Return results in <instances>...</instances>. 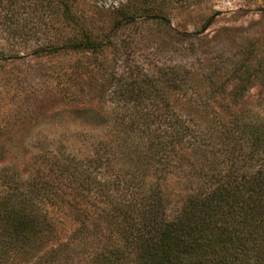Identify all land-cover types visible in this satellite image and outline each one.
I'll use <instances>...</instances> for the list:
<instances>
[{
  "label": "trees",
  "instance_id": "obj_1",
  "mask_svg": "<svg viewBox=\"0 0 264 264\" xmlns=\"http://www.w3.org/2000/svg\"><path fill=\"white\" fill-rule=\"evenodd\" d=\"M25 1L0 8L15 15ZM160 1L120 4L103 39L62 3L74 34L32 50L97 51L129 24L167 23ZM254 45L241 47L235 69L172 66L110 90L113 104L82 111L99 130L80 151L23 150L9 139L13 147L0 149V264H264V116L244 101L256 82L264 94V54L248 62ZM175 94L187 111L169 100Z\"/></svg>",
  "mask_w": 264,
  "mask_h": 264
},
{
  "label": "rangeland",
  "instance_id": "obj_2",
  "mask_svg": "<svg viewBox=\"0 0 264 264\" xmlns=\"http://www.w3.org/2000/svg\"><path fill=\"white\" fill-rule=\"evenodd\" d=\"M126 1L40 0L29 4L26 0L15 15L11 7L0 8V51L4 55L0 59V149L9 148L8 140L18 138L24 142L23 150H35L40 143L80 151L99 130L91 125L93 116L82 111L113 104L107 95L110 90L147 84L144 75L172 66L194 72L235 69L245 43L256 46L248 62L264 54V0H165L161 5L167 23L129 24L97 51L48 48L33 52L42 41L57 42L74 34L62 13V3L67 2L63 11L68 18L92 23L103 39L113 11ZM211 14L209 28L195 33ZM191 81L197 87L200 76L193 75ZM263 96L257 82L244 96L246 103L260 108L262 116L264 104L256 103ZM169 98L179 111H187L186 97L175 94Z\"/></svg>",
  "mask_w": 264,
  "mask_h": 264
}]
</instances>
